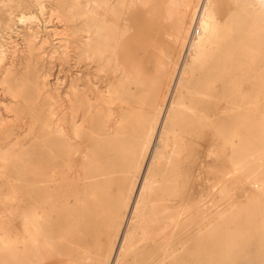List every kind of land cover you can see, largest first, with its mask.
Wrapping results in <instances>:
<instances>
[{
	"label": "bare ground",
	"instance_id": "1",
	"mask_svg": "<svg viewBox=\"0 0 264 264\" xmlns=\"http://www.w3.org/2000/svg\"><path fill=\"white\" fill-rule=\"evenodd\" d=\"M33 3L45 27L69 43L65 54L74 65L93 64L113 76L101 87L83 71L65 90L49 88L38 70L47 37L34 29L37 15L22 0L3 1L28 25L16 31L20 47L7 45L14 17L8 14L0 28V88L9 97L7 114L0 112V198H21L24 186L39 192L22 219V246L0 240V256L18 254L33 264L39 250L40 264L57 245V226L61 238L97 227L105 248L70 245L62 254L97 264H264V112L248 116L264 96V0L225 7L224 0ZM133 9L164 28L166 48L150 44L149 70L119 58ZM23 123L32 142H19ZM202 124L210 128V151L216 136L228 145L229 172L237 178L231 187L218 180L209 207L181 184L198 174L193 137ZM188 149L191 157L175 176ZM72 168L74 176L61 178ZM247 182L252 187L237 197V185ZM72 185L83 192L73 194L72 208L56 222L57 191Z\"/></svg>",
	"mask_w": 264,
	"mask_h": 264
},
{
	"label": "rangeland",
	"instance_id": "2",
	"mask_svg": "<svg viewBox=\"0 0 264 264\" xmlns=\"http://www.w3.org/2000/svg\"><path fill=\"white\" fill-rule=\"evenodd\" d=\"M3 1L5 0H0V3L2 2L0 4V10H1L0 28L2 29L4 27L6 19L8 17H9L8 19H10V16L14 17V18L11 17L14 22L11 31L15 33L10 31L12 33V36L10 39H8L10 43L7 42V45L12 46L15 44L16 47H20L21 40L19 38V35H17L18 32L16 31L20 30L19 29L20 27L22 28L27 26L28 23L19 20V15L18 16L15 15L18 14L19 12V11L16 12L17 10L15 11V14H9V9L7 8V6L3 7L4 5H2ZM17 1L18 0H11V2L13 3ZM230 2L231 0H224V7ZM22 3L26 4L24 5L26 11H31V12L33 11V13L35 12L34 14L37 15V22L35 23L34 29L38 32L40 36L47 37V42L41 48V57L38 64V70L40 73L47 75V82L49 88L53 89L54 87L59 85L63 91L67 88L70 80L76 75H82L83 71L90 72L93 80L97 81V83L101 87L104 85V83L107 80L112 78L113 74L110 72V70L107 71L96 70L93 64L87 68H84V66L81 64L79 66L74 65L73 60L70 57L67 58L65 54L66 51L69 49V47H67L69 43H67V41L65 40H60V38H63V35L62 34L54 35L53 31L55 30L52 29V26L45 27L44 17H42V15L39 13L37 7L33 3V0L30 1L22 0ZM1 14H3V16ZM127 18L130 29L125 33L123 39L120 42L119 58L125 61L126 60L140 61L143 67L146 70H149L152 65L153 60L151 59H153V54H154L152 53L150 44L153 42H158L157 44L159 48L160 47H162L163 49L166 48L165 47L166 42L163 38V33H162L164 31V28L160 25L157 19L147 17L142 11L138 9H133L130 13H128ZM18 21L21 23L19 24ZM59 29L60 27L57 28V30ZM42 32L45 33L43 34ZM60 43L62 44L60 45ZM156 53L157 52H155V54ZM243 85L244 87H248L249 83L245 81ZM3 101L8 102L9 97L0 88V112L3 114H7V112L4 110L3 107V103H5ZM258 103H259L258 109L252 110L248 114L249 117L255 116L257 112H264V96H261L258 99ZM26 124L27 123H23L22 127L18 129V132L21 133V137L19 138L20 143H24V142L28 143L34 140L33 137L24 135ZM209 134H210V128L207 126H203L202 124L200 129H198V131L196 132V135L193 137L195 143H197V148L199 150V155L197 158L198 174L196 177H192L191 174L185 175L183 181H181L182 188L184 189V191L190 195L192 192H196V195L194 196L196 197V202L204 207H209L212 204L213 195L216 194L220 188L221 182H218L219 179H223V181H226L229 184V187L234 186V183H236L235 181L237 179L232 175L231 172H229V166L227 162V155L229 153L228 145L216 136L214 139L215 145L212 148L213 151L212 150L210 151L209 149L212 147V145L210 142L211 139L209 138ZM183 151L185 152V150ZM191 154H192L191 151L188 149V152H185L184 154L180 155L179 160L177 161V164L174 167L173 174L175 176L178 175L179 177L181 175L180 166L182 165V163L189 161V157H191ZM34 160L39 161V156H37V158L35 157ZM75 174H76V168H72L71 170L67 171L66 175L61 176V178L64 176L72 177ZM72 186L68 188L67 187L64 188L63 186H61L57 191L59 195V200H61V202L57 203V205L54 207V213L56 214V222L58 221L59 216L61 217L64 216V211L67 212V210L72 208L73 205L72 202L74 199L73 194H78L83 192V189L81 187L75 185ZM251 187L252 184L250 182L244 184L239 183L235 191L236 196L243 198L244 194L246 193V190L250 189ZM21 192L23 194L21 198H0V240H8L9 238H14L16 240L15 245L18 247L22 246L21 240L25 236V234L22 233L21 231L22 219L25 216V214L29 211V209L33 207L34 205V202L32 201L33 193H38L39 188L37 189V188H33L32 186H24ZM188 199L191 202H193L191 196H189ZM237 218H239V216ZM54 231H58V226L54 229ZM76 234L77 232H70L67 235H65L63 238H59L55 240V242H57V245L54 247L53 251L50 254L45 256L43 261H45L46 259H48L53 255L64 253L65 251L64 252L58 251V248L61 246H65V245L68 247L70 245L79 246L81 241L75 239L73 240ZM35 240L39 241V237H36ZM18 250L19 251H17V253H20L21 249ZM35 255H36V262L33 264H39V250L36 251ZM22 257L23 256L21 255L14 254L13 256L10 257L11 260H9V262L11 263L16 260H20V264H25L26 262L25 260L24 261L22 260ZM93 262H94V258L92 257L90 261H87L85 263L81 262V263L94 264Z\"/></svg>",
	"mask_w": 264,
	"mask_h": 264
},
{
	"label": "crops",
	"instance_id": "3",
	"mask_svg": "<svg viewBox=\"0 0 264 264\" xmlns=\"http://www.w3.org/2000/svg\"><path fill=\"white\" fill-rule=\"evenodd\" d=\"M91 207V206H89ZM63 220V217H62ZM61 232L58 231H52L51 232V239L55 242V240L61 238L60 237ZM81 241V245L83 246H91L94 250L98 251L102 248H105L106 245V237L103 235L97 227H95L93 230L89 231H82L80 233H77L73 240ZM68 246H61L58 248L59 252H64ZM82 264L80 261L70 259L68 256L64 254H56L45 261H43L40 264ZM94 264H97V259H94ZM0 264H10L8 260L3 258V256H0Z\"/></svg>",
	"mask_w": 264,
	"mask_h": 264
},
{
	"label": "built area",
	"instance_id": "4",
	"mask_svg": "<svg viewBox=\"0 0 264 264\" xmlns=\"http://www.w3.org/2000/svg\"><path fill=\"white\" fill-rule=\"evenodd\" d=\"M197 32V31H196Z\"/></svg>",
	"mask_w": 264,
	"mask_h": 264
}]
</instances>
